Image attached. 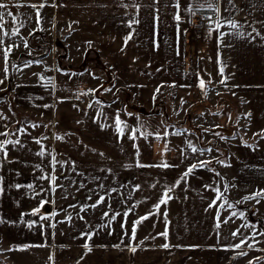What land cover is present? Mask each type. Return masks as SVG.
Instances as JSON below:
<instances>
[{"label": "crops", "instance_id": "1", "mask_svg": "<svg viewBox=\"0 0 264 264\" xmlns=\"http://www.w3.org/2000/svg\"><path fill=\"white\" fill-rule=\"evenodd\" d=\"M209 2L0 0L20 118L0 120V264H261L248 223L264 177H218L200 141L235 126L256 146L224 143L230 164L264 167V0Z\"/></svg>", "mask_w": 264, "mask_h": 264}, {"label": "rangeland", "instance_id": "2", "mask_svg": "<svg viewBox=\"0 0 264 264\" xmlns=\"http://www.w3.org/2000/svg\"><path fill=\"white\" fill-rule=\"evenodd\" d=\"M213 23H211L208 26V28ZM191 31H192V35L194 37V40L196 42H198V44H200L203 48L206 49V47H207L206 41L205 42L200 41L193 34V30H191ZM189 44H190V42H189ZM1 58H2V55H0V120L3 123V126L5 128H7L10 124L16 125V122L18 120H20V118L18 117L14 108L12 107V104L10 101L11 92L9 91V87H8V85L5 84V81L3 79L4 71H3V68L1 69L2 64H3V62L1 61ZM246 104L247 103L241 101L240 106H243L245 108ZM208 120H209L210 126L216 125V118L210 117V118H208ZM246 120H248V118ZM183 121H184V124H186L189 128L194 127V125H198L200 127V129H202V127L206 125L205 122L202 123L203 120L194 119L190 116L189 113L183 119ZM206 126H208V125H206ZM195 131L197 132V130H195ZM227 131H225L224 133L223 132L222 133L221 132L215 133L214 135L205 134L202 132V136H201L202 141H200V142L206 144V143L210 142V140H211V142L209 143V146L214 148V151H212V152H211V150L209 151L210 156H207L205 158L206 159L207 158L209 159L212 157H218L219 158V161H214V162L210 163L209 166L212 169H214V171L218 174V177H264V167H262V166L256 167V170H255L254 168H245V167H240L238 165H234V164H232V162L230 164V162L228 160V158L230 156V154L228 153L229 149H224V148H228L226 145H224V143H229V141H230V143H232V147H231L232 154L236 153L237 154L236 156L238 157V154H240V152H241V148L246 149L248 154L249 153H250V155L253 154L255 152L254 148L256 146V144H255L256 141H255V139L253 141L248 140L253 135L244 134L242 136L245 137V139L248 141V143L243 144V142H244L243 141L241 144V142H240L241 140L239 138L240 134H239L238 128H236L234 126L230 130L227 129ZM200 135H201V133H200ZM229 137H231V140H228ZM226 140H227V142H226ZM229 182H230V184L232 183V185H230L232 188L234 181L230 180ZM262 184H263V188H264V182ZM233 196L237 197L238 192L236 193V195L234 194ZM261 197H262L261 201L264 202V189H263V193L260 195V198ZM250 222L251 223H248V227H249V229H251V231L256 236V238H257L256 242H258L257 244L260 245V248H261L260 249L261 251H258L259 257L257 258V261L260 259L261 264H264V208H261L259 206L257 208V211L255 212V214L252 216Z\"/></svg>", "mask_w": 264, "mask_h": 264}, {"label": "snow or ice", "instance_id": "3", "mask_svg": "<svg viewBox=\"0 0 264 264\" xmlns=\"http://www.w3.org/2000/svg\"><path fill=\"white\" fill-rule=\"evenodd\" d=\"M43 5H41V7H42ZM0 7H4V5H2V4H0ZM209 7H212V3H211V0H210V2H209ZM213 10L214 11H218V9L217 8H213ZM190 11H191V9H190ZM194 14V13H193ZM176 19L179 21V16H177L176 17ZM219 20H217V26L219 27ZM230 26L232 27V28H237V24L236 23H234V22H230ZM210 35H211V32H210ZM130 38V37H129ZM127 39L128 38H126V42H127ZM221 39H222V36H221ZM7 55H8V53L7 52H5V57L7 58ZM221 74L223 75V68H221ZM210 82V81H209ZM222 83L224 82V81H221ZM200 87H201V89L203 90L204 89V87H205V84H204V81L203 80H201L200 81ZM96 103H99V101H97ZM116 124H117V127H118V130L120 131V133L121 134H123V128L121 127V125H122V121L119 119V117H117V119H116ZM145 135V137H147L149 134L148 133H145L144 134ZM132 138H134V137H132ZM57 139H59V137H57ZM37 143H39V141H37ZM193 151H196V149L195 148H193ZM0 152H3V148L2 147H0ZM163 166H165V167H167V165H163ZM205 166H206V163H205ZM196 166L195 165H193L192 167H190L189 169H188V171L184 174V176L186 177L188 174H190L192 171H193V169L195 168ZM257 195H261L260 193H257ZM164 196L165 197H167L168 199H170L171 197H168V194H167V192L164 194ZM217 199H220V196H217ZM167 202V200L166 199H161L160 200V202H159V204L156 206L157 207V209L159 208V206H160V204H165ZM212 205L210 204L209 205V207H211ZM232 205H229V207H231ZM93 207H95V205H93ZM36 211H39V209H37ZM105 215H108L107 213H105ZM165 215H166V213H165ZM233 215H235V213H233ZM142 219H147V217H142L141 218V220ZM3 221H0V223H2ZM140 223V220H137L136 222H134V225H133V229H132V236H131V239L132 240H135V233H136V225H138ZM237 233L236 232H234L233 233V235L235 236ZM160 235H163L165 238H167V231H165L164 233H161ZM88 239L90 240L91 239V236L89 235V237H88ZM243 242V241H242ZM85 247L86 248H89V245H85ZM116 247H119V245H117ZM163 247L164 248H168L169 247V245L167 244V243H165L164 245H163ZM235 247L236 248H239L240 247V245H235ZM249 247H251V245H249ZM89 250H90V248H89ZM132 251H135V248H132L131 249Z\"/></svg>", "mask_w": 264, "mask_h": 264}, {"label": "built area", "instance_id": "4", "mask_svg": "<svg viewBox=\"0 0 264 264\" xmlns=\"http://www.w3.org/2000/svg\"><path fill=\"white\" fill-rule=\"evenodd\" d=\"M214 17L210 14H197L192 19L191 30H193V34L200 41H206V31L208 26L213 23Z\"/></svg>", "mask_w": 264, "mask_h": 264}, {"label": "trees", "instance_id": "5", "mask_svg": "<svg viewBox=\"0 0 264 264\" xmlns=\"http://www.w3.org/2000/svg\"><path fill=\"white\" fill-rule=\"evenodd\" d=\"M200 14H207V12H203V13H200ZM194 132H196L194 129H192Z\"/></svg>", "mask_w": 264, "mask_h": 264}]
</instances>
